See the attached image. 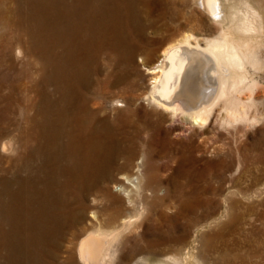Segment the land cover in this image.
Wrapping results in <instances>:
<instances>
[{"label": "bare ground", "instance_id": "1", "mask_svg": "<svg viewBox=\"0 0 264 264\" xmlns=\"http://www.w3.org/2000/svg\"><path fill=\"white\" fill-rule=\"evenodd\" d=\"M195 1L208 13L203 0ZM218 1L220 14L217 17H212L208 13L219 26V34L214 37H206V34L205 36H198L195 35V32L194 34L185 32L182 36L177 37L178 33L176 32L180 30L181 21L189 18L185 9L189 0L31 1L30 6H33L34 10H30L33 11L32 18L37 25L34 36H37L38 40L46 42V46L49 47L47 55L49 62L51 60V65L54 66L56 76L59 78V92L61 93L59 100L61 104L60 106L56 105L58 114L48 118L50 120H48L49 126H44L47 121H41L43 125L41 133H32L30 138L25 136L26 142H28L26 149L29 150L27 161L11 162V160H6L0 155L2 161L10 162L9 164L0 163V264H75L76 256H78L80 264H115L121 252L125 233L131 230L142 216L143 199L138 200L134 195H141V192L145 191L140 182L142 180L139 181L146 162L145 153L140 154L135 160L137 176L125 172L126 174L120 177L118 180L121 183L120 188H118L119 192H115L112 190L113 188L110 189L107 186L109 184L100 185L102 182L115 180L116 177L114 176L115 169L106 166L108 162L105 161L104 157H108L110 149L113 148L114 150L118 147L117 149L120 150L125 159L121 163L118 161L119 165L126 169L132 166L133 156H136L137 152L131 142L128 141L129 138L122 139L121 134L120 136L109 133L112 137L107 138L105 135L106 126L102 125L103 119L100 118L99 110L94 111L91 108L92 98L82 97L84 99L75 104L76 99L71 95L73 88L78 93L80 89L73 78L75 79L81 74L86 63L90 61L93 63L97 56L96 53L104 51L108 55L113 54L115 58L121 56V58L126 59L125 62L136 66L139 55L146 53L147 56H151L160 49L157 61L149 67V73L155 75V84L145 95V98L149 104L166 111L170 124H179L181 131L186 130L187 127H204L206 126L205 123L215 120H222V122L230 124L239 119L249 118L248 103L243 99L241 93L248 88H254L253 86L257 84L258 79H256V75L252 76L253 70L260 69L264 65L261 56V48L264 44V0ZM207 3L210 7H215L212 1ZM17 7L16 10H18ZM2 9L1 11H3ZM13 10L15 11V9ZM8 17L10 18V16ZM24 19L22 20L24 21ZM25 26L28 25L25 24ZM56 47L60 53L55 51ZM0 73L2 72L0 71ZM48 79L50 78L48 77ZM105 89L108 94L112 93L114 104L123 106L124 99L118 97H121L119 93L127 91L128 86L121 82L120 78L106 81ZM38 91L40 90L38 89ZM45 92L47 93V91ZM116 94L119 95L116 97ZM98 96L100 95L98 94ZM96 98L98 99V97H93L92 100L95 101ZM96 102L100 104L98 101ZM129 108L132 107L129 106ZM146 110L145 112H147ZM45 114L43 113V115ZM107 120L109 122V119ZM139 125L141 126L138 123ZM118 127L117 129L120 128ZM15 143L14 138H11L4 141L1 148L4 152H10ZM114 153L116 155L115 150ZM120 166L117 167L120 168ZM129 183L132 186H129ZM97 191H102V198L98 200L100 206L95 207L91 215L93 216L92 226L83 228L80 225L87 218L88 210L86 196L90 192L97 195ZM196 198L198 199V196ZM162 215L164 214L162 213ZM194 242L195 239L190 240L182 235L158 240L154 245L152 244L153 246L150 245L148 255L140 257L133 264H199ZM213 251H215L214 248ZM218 252L220 253V251ZM212 260L210 259V261Z\"/></svg>", "mask_w": 264, "mask_h": 264}, {"label": "rangeland", "instance_id": "2", "mask_svg": "<svg viewBox=\"0 0 264 264\" xmlns=\"http://www.w3.org/2000/svg\"><path fill=\"white\" fill-rule=\"evenodd\" d=\"M24 1L25 0H0V71L2 72L0 73V115H3L0 116V155H2L6 160H11V162L20 160L24 162L27 161L26 159L29 158L27 157L29 154V150L26 149V147L28 148V142H26V139L30 138V135L32 133H41V129L43 127L41 121H47V124L44 126H49L50 120L48 118L56 116L58 114L57 106H60L61 104L59 100L61 98V93L59 92V78L56 76L54 66L51 65V60L49 62L47 55V49L49 47L46 46V42L38 40V37L34 36L36 35L34 32L36 31L37 25L32 18L33 11L31 10H34L33 6H30L32 0H26L27 2ZM194 1L195 0H189V7L187 6L185 8L189 18L187 20L184 19L181 21L182 28L180 27V30L176 32L178 33L177 37L182 36L183 34H185V32H192L193 34L195 32V35L197 34L198 36H205V34L206 37L217 36L219 34V26L214 21V19L208 13H206L200 7V5L196 3V1ZM16 7L18 10H16ZM1 9L3 11H1ZM4 9H7V13H5L6 11ZM12 9H15V11L13 10V12ZM22 10L26 12H23ZM201 10H203L204 12ZM8 11L11 13H9ZM8 13V16H10V18L7 16ZM21 18H25L24 21ZM185 21L187 22L185 23ZM25 24L30 27L25 26ZM29 29L31 33L29 32ZM8 42L12 44H9ZM262 48L261 56L264 60V44ZM55 49V51H58L60 53L58 47H56ZM9 51L11 54L9 53ZM100 53H96L97 56L94 59L96 61L93 60V63L92 61H90L86 63V66H83V68H86V70L84 68V70L81 72V74L83 73V75L80 74L78 77L76 76L75 79L73 78V81H76L75 83L79 86L78 88L80 89L78 93L77 91L75 92V89L73 88L74 90H71V95L76 99L75 104L79 103L80 100H83L84 98L82 97H88L89 99L98 97V99H94L95 101L91 99V108L94 111L99 110L100 118L103 119L102 125L106 126L105 128L107 131H105V135L107 136V138L112 137L111 135L120 134L122 135H120L122 139L129 138L128 141L131 142V145L135 147V151L138 154H136V156H133L132 166L126 169L123 166L119 165L121 162H124L125 159L120 150L117 149L118 147L114 148L116 155L113 148L110 149L108 157H104L105 161L109 163H106V166L108 165L110 166V169H115L114 176L116 177L115 180L113 179L111 181H106L107 183L102 182L100 185L109 184L107 186H109L110 189L113 188L112 190H115V192H117L118 188H120L119 185L121 184L118 180H120V177H122V175L127 173L129 175L134 174V176H137V173H135V160L140 156V154L145 153V161L147 162H145L142 174L140 175L141 179L139 178V181L142 180L140 182L144 187L145 193L141 192V195L139 194L140 196L138 194L134 195L138 200L143 199V213L136 224L133 226L134 228L132 227L131 230H128L125 233V236L122 240L121 252L115 264H133L140 257L148 255V250L151 248V246L158 242V240H162L170 236L180 237L181 235L190 240L195 239L194 248L196 247L195 252L197 254L199 264H264V65L260 69L253 70L252 76L256 75L255 77L256 79H258L257 84L253 86L254 88H248L241 93L243 99H245L248 103V119H239L237 120L238 122L235 121L230 124L224 123L222 122V120H215L210 123H205L204 125L206 126L204 127H187L186 130L181 131L179 124H170L166 111L161 108H156L152 104H149L145 98V95L155 84V75L149 73V67L153 66L157 61L160 54V49L155 54H151V56H147L146 53L142 54L141 56L139 55L136 60V66L131 63L125 62L126 59H124L123 57L122 59L121 56L115 58L113 54L108 55V53H104V51H101ZM1 60L3 61L1 62ZM2 64L4 68L2 67ZM6 64H8L9 66H7ZM89 64H91L92 66ZM49 67L52 69H50ZM90 70L93 72H91ZM109 75H111L112 77ZM48 77L50 79H48ZM118 78H120V81L124 82L125 85L128 86L126 92L119 93L121 94V97L118 98L124 99L123 106H117L116 104H114L112 93L108 94L105 89L106 81L116 80ZM52 82H54L55 84ZM6 86L9 87L7 88ZM38 89L40 91H38ZM42 89L43 91H41ZM45 91H47V93ZM98 94L100 96H98ZM119 94H116V97ZM140 97L143 98L140 99ZM142 99H144L145 102L144 100L142 101ZM40 101L41 103H39ZM96 101H98L100 104H98ZM14 103L16 105L12 106V104ZM136 103L138 104V106ZM53 105L55 106L52 107ZM129 106L132 108H129ZM49 108H52V111ZM144 109L147 112H145ZM156 112H158L159 114ZM43 113L46 114L43 115ZM132 113H134L135 115ZM139 117L143 118L139 119ZM107 119H109V122ZM245 120L248 122H246ZM138 123L141 124V126H138ZM117 127L119 129H117ZM142 128L146 129L144 130ZM139 132H142L143 134ZM25 133H27L28 135ZM11 138H14L16 142L14 148L10 152H4L1 148V145L4 141ZM23 145L24 147H22ZM138 149L140 150V152ZM118 150L120 153L118 152ZM110 156L112 159L110 158ZM257 157L259 158V160ZM3 162L4 161L0 159V163ZM4 163L9 164L10 162L7 163V161H5ZM115 165L120 166V168ZM129 186H132L131 183H129ZM157 186L159 187L157 188ZM97 188L100 189L99 187ZM97 192V195H94L90 192L88 194L90 197L88 195L86 196V203L89 211L87 210V218L85 219L83 224L81 223L80 225L83 226V228L87 226L91 227L93 224L91 223V220L93 219V216L91 215L95 207L97 208V206H100L98 200L102 198V191ZM197 196L198 199L196 198ZM159 204L164 205H162V207ZM162 213L164 215H162ZM204 215H206L207 217ZM190 236H192L193 238ZM213 248L215 251H213ZM198 251L200 252L201 256L199 255ZM218 251H220V253ZM210 259L213 260L210 261ZM75 264H80L78 256H76Z\"/></svg>", "mask_w": 264, "mask_h": 264}, {"label": "water", "instance_id": "3", "mask_svg": "<svg viewBox=\"0 0 264 264\" xmlns=\"http://www.w3.org/2000/svg\"><path fill=\"white\" fill-rule=\"evenodd\" d=\"M208 1H212L215 4V7H210L208 5ZM205 4V9L206 11L212 16V17H217L220 14V8H219V1L218 0H203ZM206 2V3H205Z\"/></svg>", "mask_w": 264, "mask_h": 264}]
</instances>
